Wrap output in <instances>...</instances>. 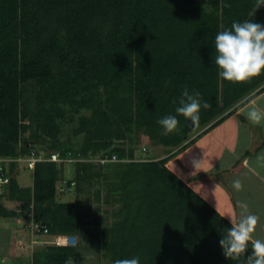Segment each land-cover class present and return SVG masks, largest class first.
<instances>
[{"label": "trees", "instance_id": "1", "mask_svg": "<svg viewBox=\"0 0 264 264\" xmlns=\"http://www.w3.org/2000/svg\"><path fill=\"white\" fill-rule=\"evenodd\" d=\"M255 2L0 0V157L35 150L47 158L36 163L31 186L14 175L0 201L6 196L20 208L0 204V215L29 221L33 212L48 238L79 239L76 246H35L15 262L75 261L89 239L109 264L132 257L140 264H245L251 250L231 261L220 246L231 222L167 166L168 157L142 160L148 149L140 146L145 136L177 147L264 91V74L229 83L215 65L217 32L245 20L264 25V6L249 16ZM185 88L200 94L196 125L176 113ZM168 115L179 125L164 135L158 120ZM53 153L61 161H50ZM68 162L75 169L65 179ZM59 182L79 194L94 187L113 220L101 224V207L90 219L79 196L58 201Z\"/></svg>", "mask_w": 264, "mask_h": 264}, {"label": "crops", "instance_id": "2", "mask_svg": "<svg viewBox=\"0 0 264 264\" xmlns=\"http://www.w3.org/2000/svg\"><path fill=\"white\" fill-rule=\"evenodd\" d=\"M254 98L258 99L260 107H264V91ZM246 108L247 103L239 106L217 126L210 129L211 124L205 126L177 147L155 145L160 147L159 154L147 159L168 157L167 166L230 222L229 217L238 219V202H246L249 212L260 217L256 236L264 238V167L256 163V157L264 153V122L260 125L250 123ZM245 159L251 162L254 172L244 166ZM195 161H202L197 169ZM236 179L243 184L239 192L232 187ZM215 185L220 187L214 191ZM64 190L62 184L61 192L67 191ZM46 237L41 239L48 240Z\"/></svg>", "mask_w": 264, "mask_h": 264}, {"label": "clouds", "instance_id": "3", "mask_svg": "<svg viewBox=\"0 0 264 264\" xmlns=\"http://www.w3.org/2000/svg\"><path fill=\"white\" fill-rule=\"evenodd\" d=\"M261 6H264V0H256L249 16L256 15V11ZM214 47L216 51L215 65L219 69V76L222 80L229 83H243L264 74V25L250 20L233 22L231 28L217 32L214 38ZM179 105L176 108L178 116L190 120L193 125L199 123L201 111L199 92L192 95L185 88ZM210 107L208 102L203 103L204 109ZM246 118L253 125H260L264 122V107L259 106L258 99L252 98L248 101ZM158 124L162 127L163 134L168 135L177 129L179 120L177 116L168 115L160 118ZM142 152L146 154L147 150L143 149ZM140 158L147 160V157L144 156ZM201 163L202 161H195V169L199 168ZM256 163L264 167V153L256 157ZM243 164L250 171H255L248 159H245ZM219 187V185H215L214 191L218 190ZM232 187L238 192L241 191L243 188L242 181L240 179L234 180ZM237 207L240 209L238 219L229 217L232 226L224 231L220 240L224 255L231 261H239L251 250V255L247 257L245 264H264V238L256 236L260 217L249 212V206L246 202H238ZM65 264H74L73 258L69 257ZM114 264H140V262L138 257H132L117 259Z\"/></svg>", "mask_w": 264, "mask_h": 264}, {"label": "rangeland", "instance_id": "4", "mask_svg": "<svg viewBox=\"0 0 264 264\" xmlns=\"http://www.w3.org/2000/svg\"><path fill=\"white\" fill-rule=\"evenodd\" d=\"M207 0H197L198 5H206ZM147 147L148 152L144 154L141 153V156L144 157H156L159 154L160 147L157 148L151 142L147 140L145 136L142 137V145L143 147ZM65 174L64 178L68 179L72 177L74 174L75 166L72 162H68L65 164ZM18 182L22 186H31L33 184V170L28 169L25 165L21 164L19 167V171L17 175H15ZM62 183L59 182V189L57 193V200L61 202H73L77 200V196L83 200L87 211L89 212L90 219H93L96 216V207H101L100 222L102 225L108 224L113 220L110 212H107L110 209L109 206L103 203V199L96 201L93 196L95 188L87 186V191L83 194L77 193L78 191L75 189V186L68 188L67 191L61 192ZM1 207L5 209H18L20 208L19 203L10 201L6 196H4L3 201L0 202ZM26 220L18 219V218H7L0 215V258L5 259V264H18L15 259V255L22 256L23 258L29 257V251L31 252V248L29 247L30 236L26 233ZM23 237L18 239L19 236ZM18 241H23L22 243ZM89 239H85L82 241L79 247V254L75 258V264H109V262L104 259L101 253L97 250H91L89 247ZM20 243V245L18 243ZM79 244V239H78ZM97 249V248H95ZM91 250V251H89Z\"/></svg>", "mask_w": 264, "mask_h": 264}, {"label": "built area", "instance_id": "5", "mask_svg": "<svg viewBox=\"0 0 264 264\" xmlns=\"http://www.w3.org/2000/svg\"><path fill=\"white\" fill-rule=\"evenodd\" d=\"M47 159L44 155H39L35 150L28 155H19L18 157H0V195H4L9 188L11 180L15 173L19 171L21 164L26 168L34 170L36 163ZM53 161H60L61 158L58 153H53L48 158ZM117 160L116 157L112 158ZM105 161V160H104ZM29 221L25 224L29 229L30 243L29 247L33 249L35 246L55 245V246H71L75 244V237L66 234H58L51 237V239H37V235L49 236L48 227L40 225L34 221L33 212L29 213ZM2 261V260H1ZM1 264V262H0Z\"/></svg>", "mask_w": 264, "mask_h": 264}, {"label": "water", "instance_id": "6", "mask_svg": "<svg viewBox=\"0 0 264 264\" xmlns=\"http://www.w3.org/2000/svg\"><path fill=\"white\" fill-rule=\"evenodd\" d=\"M27 145H31L33 149L37 147V142L36 140H31L30 142H27Z\"/></svg>", "mask_w": 264, "mask_h": 264}]
</instances>
